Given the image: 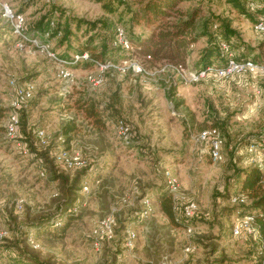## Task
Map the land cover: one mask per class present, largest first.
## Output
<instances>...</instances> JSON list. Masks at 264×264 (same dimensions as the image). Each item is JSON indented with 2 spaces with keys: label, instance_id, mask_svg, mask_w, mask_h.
I'll list each match as a JSON object with an SVG mask.
<instances>
[{
  "label": "rangeland",
  "instance_id": "obj_1",
  "mask_svg": "<svg viewBox=\"0 0 264 264\" xmlns=\"http://www.w3.org/2000/svg\"><path fill=\"white\" fill-rule=\"evenodd\" d=\"M109 1L0 0V227L8 231L0 264H264L258 231L234 233L237 208L248 210L250 204L231 200L239 191L233 165L245 167L259 156L249 155L243 143L264 134V70L192 80L206 36L191 45L186 64L156 65L135 45L108 54L107 61L85 62L81 56L90 51L80 50L96 33L86 26L77 29L73 24V34L64 42L62 34H46V41L34 36L35 23L53 5L66 17L121 23L128 35L145 32L144 26L129 22L126 11L134 0H126L114 14L103 8ZM197 6L202 8L199 25L218 15L237 30L231 39L232 57L264 64L258 50L264 35L226 0H184L173 19ZM6 8L13 17L6 15ZM18 15L23 18L20 33ZM216 29L211 27L214 33ZM97 32L109 33L101 24ZM101 41L97 37L93 43L97 52ZM63 67L71 72L68 81L60 75ZM90 76L103 78V83L94 86ZM27 82L34 83L35 94L25 119L36 131L38 147H48L59 168L50 157L48 162L39 160L20 137L6 136L15 88ZM92 106L96 115L90 114ZM120 120L132 129L129 143L118 133ZM70 121L75 130L67 140L61 132ZM214 126L226 140L224 158L218 162L211 159L208 145L197 141L202 130ZM60 154L77 155L83 164L68 167L58 159ZM167 171L180 182L179 191H171L178 225L159 203L161 189L169 185ZM60 176L79 177V208L75 216L63 211V223L52 226L51 217L62 209L60 198L67 196ZM191 202L198 209L188 219L182 210ZM109 215L115 220L112 236L102 238L100 222ZM128 231L135 233L132 239Z\"/></svg>",
  "mask_w": 264,
  "mask_h": 264
},
{
  "label": "trees",
  "instance_id": "obj_2",
  "mask_svg": "<svg viewBox=\"0 0 264 264\" xmlns=\"http://www.w3.org/2000/svg\"><path fill=\"white\" fill-rule=\"evenodd\" d=\"M183 1L184 0H134V5L129 6L128 11L126 12L130 15L129 22L133 27L135 25L144 26L145 32L140 35H128L126 29L124 26H122L123 24H116L113 21H109L107 19L88 21L82 18L66 17L62 9H59L57 6L53 5L51 12L41 17V19L35 23L34 36L44 38L46 41L49 40L45 39L46 34H48L50 38L62 34L61 39L62 42H64L65 40H68L73 34V24L77 29H81L83 26H86V30L95 31L96 33L89 37L87 43L84 45L83 49L80 50V52L83 53L85 51H90L89 57L82 60H85L87 63H92L93 58L99 59L101 61H107L108 54L118 50H127L120 45H114L116 29L117 27L121 26L125 29L132 45H135L136 51L142 55H148L151 57V59H148L147 61L151 65H156L163 61L173 64H186L187 59L190 56L191 45L196 43L202 36H206L207 45L204 47L201 53L197 63L196 71L199 72L206 70L209 66L223 67L227 65L228 56L227 53L222 50L221 42L228 43L230 46V51L232 52L233 48L231 39L238 36L237 30L232 27L230 20L218 15H212L210 18L204 20L201 25H199L198 18L202 13V8L199 6L195 7L184 17H180L177 20L173 19V17H176L177 14H179L180 5ZM226 1L236 12L254 22V26L257 22L264 18V0ZM122 6H126V0H110L108 3L103 4L105 11L107 13L113 14L120 10ZM56 12L58 13V16L56 15ZM62 18L65 20L62 21ZM99 24H101L103 30L109 32L108 35H104L102 32H97ZM213 26H217L216 33L211 31V27ZM97 37H101L102 39L100 45L98 46V48H101L99 52L96 51L97 46L93 45ZM258 50L260 51L259 53L264 54V40L258 45ZM27 106L28 105H26L20 111V142L26 143L27 146H29L31 150H33V152L38 155L39 160L48 162L49 157L52 158L49 148L38 147L35 140L33 139L36 131L28 127L27 119H25L24 116ZM90 114L96 115L94 106H92ZM74 130L75 126L72 125V121H70L66 126L63 127L61 134L66 136L68 140L70 139V134ZM263 138L264 134L258 135L256 137H248L245 139L243 144L244 146L247 144L246 151L249 155L254 156L248 151V146L251 143L261 142ZM206 145L208 144L206 143ZM225 145L226 140L224 137V147ZM244 146L242 145L238 150L240 151ZM261 149V155L264 157V146L261 147ZM51 161L55 163L53 158ZM55 165L56 167L58 166L56 163ZM83 169L84 168L76 169V171L79 172ZM58 172L61 173L63 171L59 170ZM77 176L74 178H64L63 176L58 177V179L61 178L63 180V184L68 186V188L65 191L67 196L60 198L59 203L60 207H62L61 211L55 213L51 217L50 221L52 226L57 225V222H60V224L63 223V211L72 216L78 214L76 209L79 208V205L78 202H76V193L78 192L77 186L80 183V179ZM233 178L239 187V191L235 195H232L231 200L233 197L239 195H245L247 198L245 202H233L232 200L233 204L239 206L250 204L248 210L239 207L237 208V218L248 215L254 217L255 225L260 237L261 247L264 250V166L256 162L250 163L245 167H237L236 165H233ZM159 203L161 211L168 216L171 223L178 225L181 220L177 215V206L169 185H167V189H161ZM182 212L185 218L191 219L197 210L192 216L186 215L184 210H182ZM7 239L8 235L1 243L0 258L5 254L2 245L7 242ZM19 261L21 262V260Z\"/></svg>",
  "mask_w": 264,
  "mask_h": 264
},
{
  "label": "built area",
  "instance_id": "obj_3",
  "mask_svg": "<svg viewBox=\"0 0 264 264\" xmlns=\"http://www.w3.org/2000/svg\"><path fill=\"white\" fill-rule=\"evenodd\" d=\"M6 15L13 17V14L11 11L6 8ZM17 18L19 19V24L16 26V30L18 33L21 32L20 24L23 22L22 16L18 15ZM255 29L264 35V18L261 19L259 22L255 24ZM114 43L116 45H120L121 47L130 50L133 48L132 43L130 42L126 31L123 27L119 26L116 29V35H115V41ZM221 48L222 50L229 54L228 56V63L227 65L223 67L218 66H209L206 70H202L199 72H193L191 73V79L192 80H199L201 78L207 77V75L215 74L219 78L225 79L229 78L234 75H240V74H254L258 71L264 70V64L258 65L254 60L252 59H235L232 57V53L230 52V46L226 42H221ZM88 54H83L81 56V59L88 58ZM150 57V56H149ZM77 59H80V55H76ZM111 65H105L106 68L110 67ZM60 75L68 81L71 77V72L63 67L60 71ZM89 81L94 86H98L103 83V78L101 77H94L90 76ZM35 94V85L32 82H27L24 86H16L15 88V95L13 97L11 107L12 110L8 115L7 122L5 124L6 129V136L10 139H16L19 137V126H20V111L27 105V103L34 97ZM118 133L120 137L127 143L130 142L133 136L132 129L130 125L124 121L120 120L118 122ZM40 136L44 135V131H38ZM197 141L205 142L208 144L210 156L213 161L218 162L223 160V149H224V137L222 131L218 127H210L202 130L197 137ZM264 146V138L259 143H251L248 146V151L252 155H258L255 157L254 160L256 163H259L260 165H264L263 155H261V147ZM58 159L64 162V164L68 167H76L83 164V161H81V158L77 155L75 156H69L67 154H60L58 156ZM43 173V172H42ZM44 174V173H43ZM168 184L171 188L172 192H177L180 189V182L176 176L171 174L170 171L166 172ZM233 202H245L247 200L245 195H239L233 197ZM198 208V204L196 202L188 203L184 207V212L188 216H192ZM115 223V220L112 215H109L101 220L100 222V228H102L103 233L105 235H101L102 238L104 237H111L113 232V225ZM57 225L59 222L56 223ZM191 230V229H190ZM99 232V230H98ZM257 232V227L255 225V220L253 216H245L241 218H237V221L234 225V233L236 235L241 234H255ZM129 238L132 239L135 236L134 232L128 231ZM8 235V231L4 228L0 227V246L3 241V239ZM161 264H170L168 260H164Z\"/></svg>",
  "mask_w": 264,
  "mask_h": 264
}]
</instances>
